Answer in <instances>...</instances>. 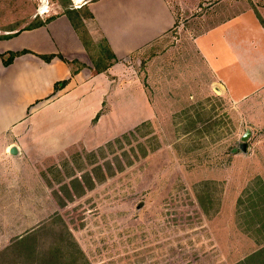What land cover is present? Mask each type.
Instances as JSON below:
<instances>
[{"label": "rangeland", "instance_id": "rangeland-1", "mask_svg": "<svg viewBox=\"0 0 264 264\" xmlns=\"http://www.w3.org/2000/svg\"><path fill=\"white\" fill-rule=\"evenodd\" d=\"M88 1L0 0V35L72 8L86 15L80 6ZM191 1L174 0L175 26L128 62L149 104L158 105L156 116L120 132L141 119L142 101L113 109L102 122L100 113L87 116L93 101L86 100L70 114L53 116L49 107L31 114L25 123L46 144L38 150L31 135L21 159L0 161V251L30 232L37 248L49 251L57 248L52 241L74 240L87 264H236L264 246V193L257 195V183H264L258 116L264 96L240 99L222 81L221 90L208 84L195 30L226 18L233 0ZM86 23L81 32L92 58L106 65L112 58L102 35ZM88 173L94 186L83 181L86 191L79 194L73 179ZM1 258L0 264L17 263Z\"/></svg>", "mask_w": 264, "mask_h": 264}, {"label": "crops", "instance_id": "crops-1", "mask_svg": "<svg viewBox=\"0 0 264 264\" xmlns=\"http://www.w3.org/2000/svg\"><path fill=\"white\" fill-rule=\"evenodd\" d=\"M182 1V4L192 3ZM245 2L249 6L243 8H239L241 1L229 2L232 7L228 16L215 20L201 32L195 30L194 38L208 84L219 88L216 84L222 81L240 99L264 96V23L261 21H264V5L257 6L255 0ZM88 5L115 55V62L105 71H95L91 55L66 13L57 14L38 27L14 29L0 35V54L5 57L10 51H31L16 56L8 65L0 56V161L21 159L23 146L31 135L37 136L38 150L45 148L39 131L34 132L35 128L25 123L41 109L49 107L53 116L70 114L81 107L83 100L93 101L87 116L100 113L102 122L113 109L125 111L126 103L134 101L129 108L132 109L142 101L141 119L124 126L120 132L156 116L158 105L149 104L145 90L130 75L128 62L131 56L166 36L175 26L174 0H95ZM51 54L56 56L50 61L40 56ZM60 55L82 64L75 67L77 73H72L76 63H67ZM63 80L68 83L56 89V84ZM258 116L264 119V112ZM13 145L18 147V154L10 153Z\"/></svg>", "mask_w": 264, "mask_h": 264}, {"label": "trees", "instance_id": "trees-1", "mask_svg": "<svg viewBox=\"0 0 264 264\" xmlns=\"http://www.w3.org/2000/svg\"><path fill=\"white\" fill-rule=\"evenodd\" d=\"M90 1H95V0H90ZM90 1L84 3L83 5L80 6V8L86 6V15L81 14L79 12V10L75 9V8L69 9L65 13L68 15L73 26L75 27V29L77 30V32L81 36V39L83 40V42L85 44V47L89 51V53L91 55V59H92L94 66H95V71L96 72H102V71H105L111 64H113V62H115L116 59H115V55L110 50V47L107 43L106 38L102 35V32L98 29V26L95 23V16H94L93 12L91 11V9L88 5V3ZM54 16H51L46 20H43L37 24L31 25V26L26 27V28H35V27L44 25L47 21L52 19ZM86 20H89L90 22L95 24V26L97 27V29L100 31V33L102 35V38L105 42L106 51L109 52V55L112 58L111 62L107 63L106 65H103V66L101 65L99 67L100 62L97 63L96 60L94 58H92V54L90 51L89 44L81 32V27L82 26L85 27V25H87ZM261 21L264 23V21L262 19H261ZM28 52H31V51L24 49V50H20V51H10L8 53L7 57H5V54H0V56L3 57L4 63L6 65H8L14 60V58L16 56H19L21 54L28 53ZM40 56L43 57L44 59L50 61L56 55L51 54V55H40ZM60 57L63 60H65L67 63H70V64L76 63L78 65V67L82 66V64L77 63L76 60L70 61V60L64 58L62 55H60ZM77 71H78V68L73 67L72 73L75 74V73H77ZM67 83H68V80L59 81L56 84L55 88L60 89L61 87L65 86ZM140 127L141 126L139 125L136 127V129L138 130ZM131 133L133 134V132H131ZM131 133L129 132V133L125 134L124 137H127ZM121 140H122V138L119 137L115 140V142H120ZM112 143L113 142H109L110 145H112ZM86 176L87 177H75L73 179V183L75 184V187L77 189H79V194H82L86 191V187H83V185H84L83 181H85L86 186H89L88 188H91L94 186L93 182H90L89 184H87V182L89 180L92 179V181H93L92 175L90 173H88ZM260 181H261L260 183H257V185H260V188L257 190V195H259V193H264V183L262 182V180H260ZM37 228H41V227L39 226ZM63 231L67 232L68 235H72L71 231L69 229H65ZM30 234H31V232L26 233L23 236L16 238L12 242V247H6L2 251H0V259H2L1 257L12 256L13 259L17 262L16 264H18L19 261L23 262L24 264H44V263H48L50 261L54 262L56 264H87L88 263V262L84 261V258H85L84 251L81 249L79 244H77V242H75L74 240H73V242H70L68 239L66 242L64 240H61L58 243L56 241H52L57 246V248H56V251H49L50 250L49 248H46V249L45 248H37V246H38L37 244H39V242H38L37 238H36V240H34V239L31 240L30 237L28 236ZM63 237H64V235L61 236L60 238H63ZM46 242L47 241H45L44 244H46ZM261 242L262 241H259V243H261ZM22 246H26L27 248L29 247V250H27V252H20V247H22ZM21 262H19V263H21ZM236 264H264V246H262L257 252H255L249 259H247L245 261L243 260L242 262H239Z\"/></svg>", "mask_w": 264, "mask_h": 264}, {"label": "water", "instance_id": "water-1", "mask_svg": "<svg viewBox=\"0 0 264 264\" xmlns=\"http://www.w3.org/2000/svg\"><path fill=\"white\" fill-rule=\"evenodd\" d=\"M251 129H246L245 133L242 135V142L240 143V148L243 151H247L248 149V139L251 136ZM10 153L12 154H18L19 150L18 147L16 145L11 146V148L9 149Z\"/></svg>", "mask_w": 264, "mask_h": 264}]
</instances>
